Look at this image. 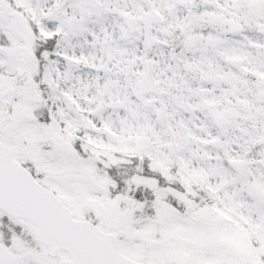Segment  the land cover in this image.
Instances as JSON below:
<instances>
[{
  "label": "snow or ice",
  "instance_id": "1",
  "mask_svg": "<svg viewBox=\"0 0 264 264\" xmlns=\"http://www.w3.org/2000/svg\"><path fill=\"white\" fill-rule=\"evenodd\" d=\"M0 264H264V0H0Z\"/></svg>",
  "mask_w": 264,
  "mask_h": 264
}]
</instances>
